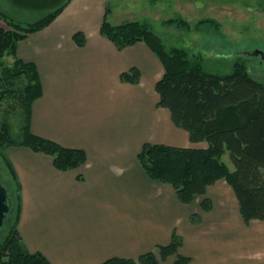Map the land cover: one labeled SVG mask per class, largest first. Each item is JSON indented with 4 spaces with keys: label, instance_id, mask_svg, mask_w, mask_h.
<instances>
[{
    "label": "crops",
    "instance_id": "0c3cea01",
    "mask_svg": "<svg viewBox=\"0 0 264 264\" xmlns=\"http://www.w3.org/2000/svg\"><path fill=\"white\" fill-rule=\"evenodd\" d=\"M152 1L71 0L49 26L18 43L16 56L36 64L43 89L32 104V133L87 154L84 165L62 171L44 152L6 149L21 184L22 239L51 264H100L137 259L169 244L176 232L183 239L179 253L190 258L186 264H264V220L245 224L224 179L208 187L212 207L204 211V196L182 203L171 185L149 178L138 162L145 143L196 147L159 106V57L144 42L119 49L100 31L111 5L128 12L141 7L149 17ZM203 1L183 3L195 13ZM77 32L86 37L83 46ZM132 68L138 83L121 79ZM175 261L173 255L160 264Z\"/></svg>",
    "mask_w": 264,
    "mask_h": 264
},
{
    "label": "trees",
    "instance_id": "16d2710c",
    "mask_svg": "<svg viewBox=\"0 0 264 264\" xmlns=\"http://www.w3.org/2000/svg\"><path fill=\"white\" fill-rule=\"evenodd\" d=\"M34 1L43 2L42 9L53 10L26 24L0 10V20L8 26L0 27V105L9 100L17 103L23 122L21 131L14 134L8 122L0 121V169L4 171L0 180L8 190L10 202L0 233V264H51L43 254L31 252L20 234L21 184L6 149L25 145L44 152L53 157L55 167L62 171L87 162L83 149L64 147L31 131L32 104L43 89L36 64L16 56V48L28 35L49 26L71 0L25 2ZM207 22L217 25L212 19ZM166 23L189 26L182 18L168 19ZM100 31L119 49L144 42L159 57L164 66V75L156 84L159 106L170 111L173 123L187 131L192 143L206 144L178 147L145 143L138 162L148 177L171 185L182 203L204 196V211L212 207L206 197L208 187L224 179L236 194L245 224L264 220V81L252 76L240 60L227 73L205 70L200 55H192L183 47H167L145 21L112 24L104 17ZM74 39L79 46L86 41L83 32H77ZM9 56L14 58L11 63L5 61ZM121 79L138 83L140 73L132 68L123 72ZM226 155L229 161L225 160ZM192 221L198 222L199 214L192 215ZM182 245V237L175 232L169 244L159 245L137 259L112 257L100 264H160L173 255L176 264H186L190 258L179 253Z\"/></svg>",
    "mask_w": 264,
    "mask_h": 264
},
{
    "label": "rangeland",
    "instance_id": "374dc122",
    "mask_svg": "<svg viewBox=\"0 0 264 264\" xmlns=\"http://www.w3.org/2000/svg\"><path fill=\"white\" fill-rule=\"evenodd\" d=\"M25 1L0 0V10L24 24L35 21L53 10L42 9L43 2L34 1V4H30ZM148 6L152 9V15L149 17L143 13L141 7H131L128 12L122 10L121 6L111 5L106 18L109 22H118L125 18L146 21L167 47H183L192 55H200L205 70L227 73L234 63L240 60L246 64L252 76L264 81V56L253 54L255 50L264 52V0L203 1L199 3L197 14L196 11L193 13L191 9L188 10L189 3H183V0H154ZM174 18L187 20L189 26L184 28L166 23V20ZM199 18L206 20L199 23ZM210 18L215 20L217 25L207 22ZM0 27L8 29L3 21ZM12 59L13 57L9 56L5 61L11 63ZM0 121L8 122L12 132L18 134L23 123L19 105L11 100L0 105ZM195 145L206 146L205 143ZM225 157L224 159L229 161L228 155ZM1 172L4 171L0 169Z\"/></svg>",
    "mask_w": 264,
    "mask_h": 264
},
{
    "label": "water",
    "instance_id": "95a60500",
    "mask_svg": "<svg viewBox=\"0 0 264 264\" xmlns=\"http://www.w3.org/2000/svg\"><path fill=\"white\" fill-rule=\"evenodd\" d=\"M261 50L254 51V54L261 53ZM263 54V53H262ZM10 211L9 195L6 186L0 180V233L2 231L4 222Z\"/></svg>",
    "mask_w": 264,
    "mask_h": 264
},
{
    "label": "flooded vegetation",
    "instance_id": "af4514ba",
    "mask_svg": "<svg viewBox=\"0 0 264 264\" xmlns=\"http://www.w3.org/2000/svg\"><path fill=\"white\" fill-rule=\"evenodd\" d=\"M255 51H257V50H255ZM259 51V50H258ZM261 52V51H260ZM263 53V54H262ZM253 54H254V51H253ZM257 54H262L263 56H264V52H261V53H257Z\"/></svg>",
    "mask_w": 264,
    "mask_h": 264
}]
</instances>
